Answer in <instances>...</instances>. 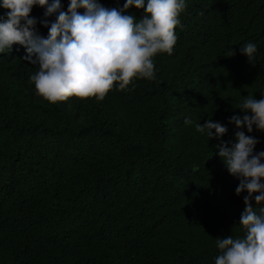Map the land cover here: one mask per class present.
I'll use <instances>...</instances> for the list:
<instances>
[{
    "label": "trees",
    "instance_id": "16d2710c",
    "mask_svg": "<svg viewBox=\"0 0 264 264\" xmlns=\"http://www.w3.org/2000/svg\"><path fill=\"white\" fill-rule=\"evenodd\" d=\"M97 2L123 10L126 0ZM60 3L67 12L70 0ZM186 5L172 55L154 57L155 80L102 101L49 103L29 83L39 68L26 49L0 53V264H215L217 238L244 237L248 193L236 194L240 179L216 145L231 147L243 130L264 151V131L229 122L248 94L264 98V0ZM45 11L30 13L43 38L58 16ZM7 12L0 6V22ZM209 120L226 134L196 131ZM252 203L259 214L264 203Z\"/></svg>",
    "mask_w": 264,
    "mask_h": 264
},
{
    "label": "clouds",
    "instance_id": "9594fccd",
    "mask_svg": "<svg viewBox=\"0 0 264 264\" xmlns=\"http://www.w3.org/2000/svg\"><path fill=\"white\" fill-rule=\"evenodd\" d=\"M34 5L46 8L45 17L58 13L47 38L35 31L37 21L30 18ZM0 6L8 10L7 19L0 22V53L10 51L14 44L23 46L27 52L23 59L39 68L29 83L35 85L38 96L55 104L71 97L102 101L113 90L134 88L135 80H155L154 57L172 55L176 29L187 5L186 0H126L123 10H117L107 9L97 0H70L67 12L61 10L60 0H0ZM133 6L145 13L139 20L124 14ZM81 8L83 14L77 11ZM43 23L47 26L46 20ZM240 51L254 62L256 44L247 43ZM232 55L230 50L227 56ZM238 108L245 114L233 115L230 123L237 129L246 126L248 133L253 126L264 131V98L257 100L248 94ZM184 122L193 123L189 118ZM195 128L208 140L219 139L228 131L211 120L197 123ZM257 143L239 130L231 147L226 142L216 145L229 173L240 179L236 194L247 191L248 195L239 221L245 235L217 238L221 254L215 264H264V207L258 214L252 203L253 198L255 205L264 203V151L254 153Z\"/></svg>",
    "mask_w": 264,
    "mask_h": 264
}]
</instances>
